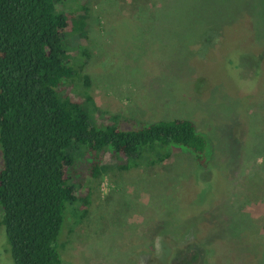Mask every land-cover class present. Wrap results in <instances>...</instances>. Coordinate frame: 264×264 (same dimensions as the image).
Segmentation results:
<instances>
[{"label":"rangeland","instance_id":"1","mask_svg":"<svg viewBox=\"0 0 264 264\" xmlns=\"http://www.w3.org/2000/svg\"><path fill=\"white\" fill-rule=\"evenodd\" d=\"M86 5L84 32L62 42L89 78L91 126L187 118L209 160L200 167L176 149L159 164L108 161L96 176L74 165L88 202L64 214L61 264H263L264 0ZM0 264H15L2 225Z\"/></svg>","mask_w":264,"mask_h":264},{"label":"trees","instance_id":"2","mask_svg":"<svg viewBox=\"0 0 264 264\" xmlns=\"http://www.w3.org/2000/svg\"><path fill=\"white\" fill-rule=\"evenodd\" d=\"M57 1L0 0V225L15 264H61L57 235L64 214L88 202L79 197L83 183L74 165L96 176L108 161L125 160L124 168L159 164L176 149L200 167L209 160L208 138L187 118L134 129H120L116 121L91 126L89 78L80 62L68 63L62 42L84 32L86 0L70 12L58 10ZM78 83L83 87L75 96Z\"/></svg>","mask_w":264,"mask_h":264}]
</instances>
